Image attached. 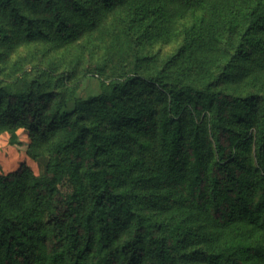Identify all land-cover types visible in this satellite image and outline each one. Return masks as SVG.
<instances>
[{"label":"trees","instance_id":"obj_1","mask_svg":"<svg viewBox=\"0 0 264 264\" xmlns=\"http://www.w3.org/2000/svg\"><path fill=\"white\" fill-rule=\"evenodd\" d=\"M120 8L122 43L76 78L98 91L53 61L0 77V132L27 129L39 163L0 173V264H264V0H0V62L37 39L86 48ZM193 11L173 58L197 66L224 37L214 74L144 69L139 21L162 36Z\"/></svg>","mask_w":264,"mask_h":264},{"label":"rangeland","instance_id":"obj_2","mask_svg":"<svg viewBox=\"0 0 264 264\" xmlns=\"http://www.w3.org/2000/svg\"><path fill=\"white\" fill-rule=\"evenodd\" d=\"M105 17L100 27L94 30L91 36L87 35L83 40L81 39L82 41L80 40V43L86 40L83 42V46H87L86 48L77 47V45L55 46L52 42L45 41L44 39H37L38 41H32L30 44L16 46L0 62V77L8 78L15 76L17 71L20 70H33L34 65H39V69L43 68L44 70L45 68L48 70L51 64L50 61H53L55 71L65 67L66 64H70L76 69V73H73V77L71 78L72 82H69V84L72 85L71 88L77 94L84 96L98 91L99 81L97 77L88 76L82 80H76V78L81 76V67L88 60L87 57L101 60L107 45L109 46L114 43L117 47L122 43L119 31L121 25L126 20L123 10L120 8L106 13ZM198 17L197 11L185 14L178 21L177 27H180V31H171L169 34L162 36L157 34L161 30V26L155 21L151 22V17H143V20L139 21V26L134 35L137 37L141 49L149 52L152 56L151 62H148L144 66V69L154 70L165 59H169V61H173L167 67H173L175 71L182 72L188 80L200 83L204 79L210 78L217 70L218 63L222 61V41L224 37L220 42L212 44L213 49L220 47V50L209 54V56L200 57L203 60L197 66L187 64L189 57L187 53H182L179 57L173 58L179 44L182 42V32L185 33L187 30L195 32L194 23H198ZM120 22L121 25L119 26ZM216 31L222 37L221 29H216ZM196 57L199 58L197 55L194 56V58ZM117 58L119 59V57ZM16 60L18 61V64H16L17 69L13 71L12 68L15 67ZM73 62L76 64L75 66ZM51 74L57 75L56 72H51ZM244 81L245 79L238 81L237 86L243 87ZM228 85L233 86L234 84L230 82ZM15 132L20 144H12L9 141L10 133L8 131L4 130L0 132V173L14 171L22 164L27 165L35 173H38L39 163L26 153L30 142V132L24 128H17ZM166 211L170 212V209H164L160 213L169 220L170 215L169 213L166 214ZM186 224L188 225L189 223Z\"/></svg>","mask_w":264,"mask_h":264}]
</instances>
